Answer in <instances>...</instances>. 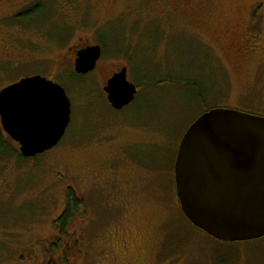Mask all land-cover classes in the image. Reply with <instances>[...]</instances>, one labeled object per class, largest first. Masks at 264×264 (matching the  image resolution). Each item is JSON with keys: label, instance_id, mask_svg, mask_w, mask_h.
Returning <instances> with one entry per match:
<instances>
[{"label": "rangeland", "instance_id": "rangeland-1", "mask_svg": "<svg viewBox=\"0 0 264 264\" xmlns=\"http://www.w3.org/2000/svg\"><path fill=\"white\" fill-rule=\"evenodd\" d=\"M94 46L101 58L78 76L77 53ZM123 68L137 96L115 112L103 88ZM33 76L64 90L71 122L26 161L3 134L0 264H264V239L210 238L172 185L179 140L204 112L264 117V0H0V91Z\"/></svg>", "mask_w": 264, "mask_h": 264}, {"label": "water", "instance_id": "water-1", "mask_svg": "<svg viewBox=\"0 0 264 264\" xmlns=\"http://www.w3.org/2000/svg\"><path fill=\"white\" fill-rule=\"evenodd\" d=\"M74 72L88 75L101 57L99 46L76 55ZM119 112L137 89L121 69L103 88ZM70 101L57 84L40 76L0 91L2 131L23 159L52 150L70 124ZM176 197L195 228L224 244L264 238V118L230 109L199 116L183 134L173 164Z\"/></svg>", "mask_w": 264, "mask_h": 264}, {"label": "trees", "instance_id": "trees-1", "mask_svg": "<svg viewBox=\"0 0 264 264\" xmlns=\"http://www.w3.org/2000/svg\"><path fill=\"white\" fill-rule=\"evenodd\" d=\"M33 9H29L24 15H23V20L26 21L27 23L30 22L32 19L39 17V15L42 13V7L41 6H33ZM25 23V22H24ZM101 37V36H100ZM98 42L102 45V47L105 49L106 44L109 42V39L106 40V38L101 37ZM121 43V40L119 41ZM116 43V42H115ZM116 43V44H120ZM102 48V49H103ZM202 96L196 98V100H200ZM202 107H205V104H203V101H201ZM204 110V109H203ZM7 149L10 150L9 146L6 144L3 134L0 131V156L4 155L7 152ZM17 158L21 161H26L23 159L19 154H17ZM151 158H149V163H151ZM152 169H156V166H150ZM174 186V184L172 183ZM68 198H73L72 197V192L71 190L67 191V201H66V208L65 211L62 213L58 221L56 222V226H58V230L60 235H63L65 233V228L68 225V223L71 221L72 218H74V211L76 210V205L77 201H69Z\"/></svg>", "mask_w": 264, "mask_h": 264}, {"label": "flooded vegetation", "instance_id": "flooded-vegetation-1", "mask_svg": "<svg viewBox=\"0 0 264 264\" xmlns=\"http://www.w3.org/2000/svg\"><path fill=\"white\" fill-rule=\"evenodd\" d=\"M258 5V4H257ZM34 6H38V5H34ZM256 6V5H255ZM253 9V8H252ZM252 12V11H251ZM250 18H251V13H250ZM250 23H251V20H250ZM247 42H245L244 46H243V53L244 51L246 50V47H247ZM18 146V145H17ZM175 199V202H176V206L178 207L179 211L182 213L181 211V207H180V204H179V201L177 198H174ZM183 215V213H182ZM183 217L185 218V216L183 215ZM185 220L189 223V221L185 218ZM190 224V223H189ZM191 225V224H190Z\"/></svg>", "mask_w": 264, "mask_h": 264}]
</instances>
